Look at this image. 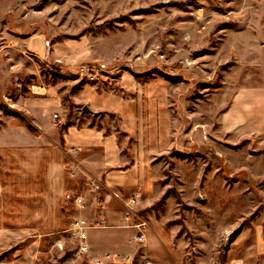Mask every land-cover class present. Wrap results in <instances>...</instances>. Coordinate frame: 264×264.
<instances>
[{"label": "rangeland", "instance_id": "374dc122", "mask_svg": "<svg viewBox=\"0 0 264 264\" xmlns=\"http://www.w3.org/2000/svg\"><path fill=\"white\" fill-rule=\"evenodd\" d=\"M263 39L264 0H0V132L39 135L17 105L21 93L51 88L66 104L87 83L143 99L170 127L169 151L152 162L160 177L137 206L149 223L144 244L131 228L127 250L77 255L69 230L86 217L88 230L104 224L102 182L99 191L81 186L84 199L95 195V217L66 202L56 215L43 203V218L60 229L1 245L0 264H99L107 254L131 255L132 264H264V104L244 109L240 124L224 118L236 92L256 84ZM13 156L0 152V173ZM11 171L5 187L17 183ZM116 194L124 214L130 197ZM123 214L116 226L130 228Z\"/></svg>", "mask_w": 264, "mask_h": 264}, {"label": "crops", "instance_id": "0c3cea01", "mask_svg": "<svg viewBox=\"0 0 264 264\" xmlns=\"http://www.w3.org/2000/svg\"><path fill=\"white\" fill-rule=\"evenodd\" d=\"M260 43L257 77L250 76L256 84L236 92L224 117L226 126L240 124L245 119L244 109L264 104V43ZM69 99L72 104L70 100L66 104L73 109L70 115L69 106L54 89L44 88L24 96L21 93L17 105L34 118L39 135H31L23 126L0 132V152L16 155L13 162L3 158L5 164L2 162L1 166L0 246L29 232L51 234L60 229L58 220L43 218L47 207L43 203L56 215L66 202L76 206L81 216H94L95 195L91 193L84 199L80 193L81 186L87 187L91 177L101 180L107 193L101 199L103 207L98 216L104 224L88 230L90 249L127 250L126 238L132 235V229L116 226L122 221L123 213L118 210L122 205L111 192L124 198L137 196L139 205L149 202L150 188L154 189L160 177L152 162L155 156L169 151V116L162 115L160 124L155 120L152 104L148 109L143 99H123L89 83L76 87ZM55 112L60 113L58 122L53 118ZM112 114L118 118L116 121ZM63 118H67V123L61 134L57 125ZM12 169L17 183L12 188L5 187ZM67 193L73 199L65 201ZM76 197H81L86 205L81 208ZM31 218L34 220L27 221ZM37 223H42L43 228L39 229ZM260 249L264 253V243Z\"/></svg>", "mask_w": 264, "mask_h": 264}, {"label": "built area", "instance_id": "2783aa9c", "mask_svg": "<svg viewBox=\"0 0 264 264\" xmlns=\"http://www.w3.org/2000/svg\"><path fill=\"white\" fill-rule=\"evenodd\" d=\"M54 118L57 119L58 115H54ZM87 185L95 190L99 191L102 186V181L96 178H89L87 181ZM117 199H122L118 197V194H114ZM68 199H71V195L67 196ZM75 202L80 205V207H84L85 201L81 197H76ZM121 201V200H120ZM124 206V219L129 223L127 226L133 229H136V235L134 236V243L136 244H144L147 241V230L149 228V223L147 220L141 219L139 217V211L137 210V206L139 205L137 197L133 196L127 198L124 201H121ZM135 218H138L139 221L136 222ZM90 225H88L87 220L80 219L73 222L70 230H69V239L76 246L78 252L77 255L81 256L87 254L90 250L88 244V229ZM133 257L131 255L121 256L118 254H107L104 257V261H98L99 264H132Z\"/></svg>", "mask_w": 264, "mask_h": 264}, {"label": "water", "instance_id": "95a60500", "mask_svg": "<svg viewBox=\"0 0 264 264\" xmlns=\"http://www.w3.org/2000/svg\"><path fill=\"white\" fill-rule=\"evenodd\" d=\"M84 110L90 112V110L87 107H84Z\"/></svg>", "mask_w": 264, "mask_h": 264}]
</instances>
